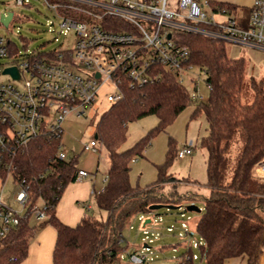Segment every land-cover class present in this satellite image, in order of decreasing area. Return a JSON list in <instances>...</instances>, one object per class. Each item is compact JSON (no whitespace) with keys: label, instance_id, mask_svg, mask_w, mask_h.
<instances>
[{"label":"trees","instance_id":"trees-1","mask_svg":"<svg viewBox=\"0 0 264 264\" xmlns=\"http://www.w3.org/2000/svg\"><path fill=\"white\" fill-rule=\"evenodd\" d=\"M212 5L235 8L237 5L209 0ZM247 7V6H245ZM248 8V7H247ZM179 40L189 49L190 63L202 69L210 85L207 99L195 104L191 117L203 114L206 135L200 146L206 150L207 195L187 193L190 202L200 199L203 209L195 225L200 236L195 253L190 245L179 256V264H225L240 259L244 264H260L264 253V177L255 170L264 160V86L250 77L251 103L241 101L245 81V60L228 55L225 43L196 33H180ZM122 99L111 103L95 122L94 134L108 157V170L102 190L94 192L96 205L105 218L83 214L75 225L56 215V205L65 186L76 180L77 154L66 159L57 156L61 139L43 134L15 151L11 177L26 189L25 212L19 222L0 237V264H19L28 254V245L36 227L30 223L33 206L41 199L46 207L45 219L56 231L52 264H116L126 246L123 230L138 214L151 212L153 203H181L163 192L170 177L167 167L177 156L169 138L166 157L157 165V178L144 187L130 182L131 162L142 155L151 138L173 122L192 99L187 87L174 75L163 72L159 82L141 88L122 87ZM148 115L156 124L132 146L121 150L127 138L128 124ZM244 143L232 176L226 180L227 152L237 129ZM6 174L0 173L5 180ZM144 222V221H143Z\"/></svg>","mask_w":264,"mask_h":264},{"label":"built area","instance_id":"built-area-1","mask_svg":"<svg viewBox=\"0 0 264 264\" xmlns=\"http://www.w3.org/2000/svg\"><path fill=\"white\" fill-rule=\"evenodd\" d=\"M29 1L13 0V4L28 5ZM38 1L53 12L59 33L73 32L74 42L71 48L49 52L21 51L0 33V61L5 60L0 62V76L8 77L0 80V173L6 176L11 175L18 148L43 134L62 139L63 123L69 115L86 116L101 98L110 104L122 99L125 85L141 88L159 82L163 72H168L179 83H191L188 92L192 100H204L195 81L203 71L190 63V52L179 40L180 33L201 34L264 51V0H253L239 12L237 7L214 6L209 0ZM9 11L8 25L0 20L6 29L14 18V11ZM8 67L16 69L17 78L4 72ZM205 84L209 91L210 85ZM104 86L109 89L100 92ZM192 142L185 143L177 157L191 153ZM97 143L95 137L82 142L81 151L95 150ZM57 156H69L62 140ZM257 169L264 177V160ZM86 175V170L78 169L76 180ZM15 199L25 208L24 187ZM32 209L36 220L47 218L43 202ZM20 216L0 198V237ZM128 256L131 264H143L147 258L141 252Z\"/></svg>","mask_w":264,"mask_h":264},{"label":"rangeland","instance_id":"rangeland-1","mask_svg":"<svg viewBox=\"0 0 264 264\" xmlns=\"http://www.w3.org/2000/svg\"><path fill=\"white\" fill-rule=\"evenodd\" d=\"M218 1L237 5L238 12L240 7L248 6L251 3L250 0ZM9 10L14 11V18L8 29L0 24V33L10 38L21 51L49 52L53 49L72 47L74 42L73 32L59 33L57 19L54 17L53 12L41 1L30 0L28 5L16 6L13 4V0H0V13ZM225 47L229 56L242 57L245 60V81L241 92V101L245 104L251 103L253 92L249 85L250 77L261 81L264 86V51L247 46L233 45L230 42H225ZM4 61V59H1L0 62ZM7 79V76H0L1 81ZM195 81H197L199 90L204 95V100H206L208 90L204 75H196ZM185 86L188 90L191 89V83L188 80H186ZM108 89L109 87L104 86L100 89V92H106ZM197 102L199 101L193 99L190 105L179 113L172 123L155 134L142 155L136 156L130 164V182L133 185L138 184L144 187L156 180L157 165L162 164L165 160L169 138L172 139L175 149L178 150L185 143L192 140L191 153L183 158L175 155L172 157L166 170L170 177L163 185L164 194L167 196L170 193L175 194L172 198L174 201H177L175 198L182 195L181 203H176L182 206L177 209L163 207L151 210L150 213L144 216L143 220L141 214L134 216L129 226L123 230L124 240L122 246H126V250L122 251L116 264H131L128 259V254L131 252L146 254L147 258L143 264H178L179 256L190 245L196 256L199 253L195 244L200 241V236L195 231V225L203 209V202L200 199L190 202L185 198L187 193L195 192L199 195H207L209 192L206 186L207 153L199 144L200 138L207 133L206 121L202 113L191 117ZM109 105L110 103L105 98H101L91 109L87 110L86 116L77 118L74 115H69L63 123L61 140L64 148L69 155L77 154V166L83 167L91 174L94 173L93 177L89 175L81 180L78 179L75 183L69 182L61 194L55 210H57L59 217L69 222V225H75L83 214H89L96 218L106 217V212L97 207L94 195L89 194V190L91 181L95 183L96 187L103 183V177L109 166L107 152L100 143H97L94 151L84 150L77 153L73 149H81L82 142H88L93 138L95 122L100 113ZM156 122L157 117L155 115H148L130 122L127 128V138L120 149L124 150L132 146ZM244 139L242 130L238 128L227 152L226 180H229L232 176ZM255 172L258 173L257 168ZM85 180L90 182L85 183ZM19 190L20 185L13 181L11 175H8L4 181L0 179L1 201L23 215L25 209L15 199V195ZM85 193L86 196L82 204L75 202V195L82 194L84 196ZM191 203L200 208V211L184 208L186 204ZM88 204L90 205L89 209L87 208ZM36 205H41V199L37 200ZM147 218H150V221L144 225L143 221ZM30 220H36L34 214ZM195 263L204 264L199 259L195 260Z\"/></svg>","mask_w":264,"mask_h":264},{"label":"crops","instance_id":"crops-1","mask_svg":"<svg viewBox=\"0 0 264 264\" xmlns=\"http://www.w3.org/2000/svg\"><path fill=\"white\" fill-rule=\"evenodd\" d=\"M216 1H218V0H216ZM252 1L253 0H250L251 3H252ZM242 7H245V6H242ZM95 150H96V148H95ZM73 151L77 152V153H78V151L82 152L80 148L79 149L75 148V149H73ZM88 151H91V150H88ZM92 151H94V150H92ZM77 169L86 170L83 167H79V166H77ZM107 170H108V167H107ZM86 171H87V175L85 177H88L89 175H91V177L94 176V173L91 174L88 170H86ZM106 174H107V171L103 177V181H102L103 183L101 185H99L98 187H96L95 183L93 181H91L92 183H91V187L89 190V194L94 195V192H98V191L102 190ZM76 181L77 180H75L74 183ZM84 182L89 183L90 181L85 180ZM76 196H79V197H76ZM80 196H83V195L82 194L75 195L74 198H75V202H80L82 204V202L84 201V197L86 196V193L84 194L83 197H80ZM41 204H42V200H41ZM55 211H56V215H57V210H55ZM57 216L59 217V215H57ZM59 218L63 222H65L67 224L69 223L65 219L63 220L62 217H59ZM30 223L36 227L35 233H34V236L31 238V240L29 241L28 254H27L26 258L24 260H22L19 264H52V251H53V247H54L55 240H56V231H55L54 227H52L48 222H46L45 219L44 220H33V221L30 220ZM145 246H146V244H145ZM225 264H244V262H243V260H240V259H233V260H229ZM260 264H264V253H263V256L261 257Z\"/></svg>","mask_w":264,"mask_h":264},{"label":"water","instance_id":"water-1","mask_svg":"<svg viewBox=\"0 0 264 264\" xmlns=\"http://www.w3.org/2000/svg\"><path fill=\"white\" fill-rule=\"evenodd\" d=\"M12 16V12L9 11L6 15L4 13H0V20L3 22L4 26L8 25V22ZM4 72H9L14 77H18V73L14 67H8L4 69ZM94 137L96 138V134H94ZM182 205L180 204H172V203H153L149 205L150 210L159 209V208H168V209H177L180 208ZM186 210H195L200 211V208H198L195 204H186L184 206ZM150 221V218H147L144 220L143 224L145 225L147 222Z\"/></svg>","mask_w":264,"mask_h":264}]
</instances>
